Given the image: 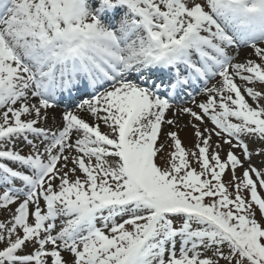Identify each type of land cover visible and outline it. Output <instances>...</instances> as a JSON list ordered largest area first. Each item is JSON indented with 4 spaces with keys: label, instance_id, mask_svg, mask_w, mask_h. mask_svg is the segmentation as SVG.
Here are the masks:
<instances>
[{
    "label": "snow or ice",
    "instance_id": "snow-or-ice-1",
    "mask_svg": "<svg viewBox=\"0 0 264 264\" xmlns=\"http://www.w3.org/2000/svg\"><path fill=\"white\" fill-rule=\"evenodd\" d=\"M261 41L264 0H0V264H264Z\"/></svg>",
    "mask_w": 264,
    "mask_h": 264
},
{
    "label": "rangeland",
    "instance_id": "rangeland-1",
    "mask_svg": "<svg viewBox=\"0 0 264 264\" xmlns=\"http://www.w3.org/2000/svg\"><path fill=\"white\" fill-rule=\"evenodd\" d=\"M263 44H264V42H262V44L259 43L260 46H264ZM251 52H252V49H251ZM254 59H256L255 56H254ZM237 82L239 83V81H237ZM213 83H215V80L211 81V85H212ZM211 85H210V87H211ZM203 99H205V97H203V96H197V102H200V101L203 100ZM250 102H251V101H250ZM181 103H183V104L186 105V106H191V105L189 104V100H188V101H181ZM169 115H171V113H169ZM187 119H188L187 117H183V118L181 119V121H180L181 126H183V125L186 123ZM206 123L208 124L209 127H211L210 121H207ZM201 126L203 127V125H201ZM172 130H176V129L173 128ZM191 131H192V130H191V128L189 127V128L184 129L183 131H180V132H179V136H180V138H181V140H182V144H183V146L185 147L186 151L189 150V149H192V148H193L194 138L191 136ZM212 140H213V143H215V141H216V137L213 136ZM171 150H173V149H171V148H166V149H165V152L167 153V152H170ZM226 150H227V145H225V151H226ZM221 155H224V153L221 152ZM157 162H159V160H158ZM256 162H257V164H258V163H259V160L257 159ZM193 166L196 167L195 162H193ZM197 171H199L198 168H197ZM237 175H239V171H237ZM224 179L227 180V177H224ZM229 191H230V192H233L234 190H233V189H229ZM258 193H259L260 195L264 196V190H261V189L258 188ZM243 194H244L245 196H247V193H243ZM256 215H257V217H258V216H259V213L257 212Z\"/></svg>",
    "mask_w": 264,
    "mask_h": 264
},
{
    "label": "bare ground",
    "instance_id": "bare-ground-1",
    "mask_svg": "<svg viewBox=\"0 0 264 264\" xmlns=\"http://www.w3.org/2000/svg\"><path fill=\"white\" fill-rule=\"evenodd\" d=\"M262 42H264V41H261V42H259V43L262 44ZM263 45H264V44H263ZM242 51H243V50H242ZM246 51L249 52V53H251V48H248ZM252 58L254 59V55L252 56Z\"/></svg>",
    "mask_w": 264,
    "mask_h": 264
}]
</instances>
